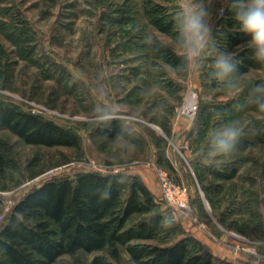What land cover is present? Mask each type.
<instances>
[{"label":"rangeland","instance_id":"374dc122","mask_svg":"<svg viewBox=\"0 0 264 264\" xmlns=\"http://www.w3.org/2000/svg\"><path fill=\"white\" fill-rule=\"evenodd\" d=\"M148 1L178 17L180 0H0V100L71 128L82 144H29L0 128V228L22 197L49 179L88 171L128 178L148 167L156 171L160 190L163 170L187 188L190 202L183 209L161 200L157 211L168 217L167 232L152 242L188 236L174 215L184 210L216 234L249 238L259 254L238 252L264 264V141L251 104L264 63L257 61L235 79L236 89H227L214 75L216 50L234 56L243 48L224 43L230 0H196L211 14L213 40L192 66L179 36L150 21ZM157 46L182 55L185 65L176 69ZM191 104L198 105L194 116L183 111ZM114 119L129 136L107 134ZM230 122L240 135L231 153L216 154L213 134ZM232 167L233 179L215 175ZM122 251L120 261L107 250H80L53 264H91L102 254L114 264H136Z\"/></svg>","mask_w":264,"mask_h":264},{"label":"trees","instance_id":"16d2710c","mask_svg":"<svg viewBox=\"0 0 264 264\" xmlns=\"http://www.w3.org/2000/svg\"><path fill=\"white\" fill-rule=\"evenodd\" d=\"M145 6L156 28L179 36L178 17L160 3L148 1ZM228 14L224 43L243 47L233 56L237 71L232 75L236 79L254 67L257 60L250 37L239 31L231 6ZM155 49L176 69L185 65L182 55L169 47ZM262 83L264 78L253 82L251 104L260 116L255 119V128L264 141V113L257 105L261 94L254 91ZM110 126L109 136H129L121 120H111ZM0 128L8 129L29 144L82 147L79 135L71 128L3 100H0ZM236 174L234 167L215 170V175L224 180L233 179ZM105 194L108 198L102 199ZM159 206L154 193L137 174L123 178L88 171L75 177L49 179L28 191L7 215L0 228V264H53L60 256L80 250H107L120 261L123 248L136 264H216L217 259L190 235L170 244L151 241L167 232L169 220L165 212L157 211ZM136 216L141 218L133 220ZM91 264L114 263L102 254L96 255Z\"/></svg>","mask_w":264,"mask_h":264},{"label":"clouds","instance_id":"9594fccd","mask_svg":"<svg viewBox=\"0 0 264 264\" xmlns=\"http://www.w3.org/2000/svg\"><path fill=\"white\" fill-rule=\"evenodd\" d=\"M230 4L239 31L250 37L249 43L254 49L255 59L264 63V0H230ZM178 7L180 8L177 14L178 39L183 53L192 66L213 40L211 14L196 0H180ZM215 69V77L223 82L227 89L233 90L238 87L232 75L237 71V64L231 53L217 49ZM254 91L261 94L257 98V105L259 111L264 113V83L258 84ZM240 131L235 122H230L216 130L213 134L215 153L221 155L231 153ZM107 198V194L102 197V199Z\"/></svg>","mask_w":264,"mask_h":264},{"label":"crops","instance_id":"0c3cea01","mask_svg":"<svg viewBox=\"0 0 264 264\" xmlns=\"http://www.w3.org/2000/svg\"><path fill=\"white\" fill-rule=\"evenodd\" d=\"M134 174L142 179L161 202V190L156 171L153 168L144 167L136 169ZM189 214L184 210L174 211L175 219L182 223L188 234L201 242L220 264H256L251 257L232 247L230 234H221V232L216 234L200 221V218L197 217V220H194Z\"/></svg>","mask_w":264,"mask_h":264},{"label":"built area","instance_id":"2783aa9c","mask_svg":"<svg viewBox=\"0 0 264 264\" xmlns=\"http://www.w3.org/2000/svg\"><path fill=\"white\" fill-rule=\"evenodd\" d=\"M184 112H187L194 116L197 112L198 105L191 104L185 107ZM158 175L161 183L160 200L167 201L170 205L178 206L183 209L190 208V202L188 197V190L183 185L176 182L166 171L158 170ZM234 237L232 247L236 251H247L251 253H257V250L252 246H249L250 240L246 236H242L235 232H230ZM259 254V253H257Z\"/></svg>","mask_w":264,"mask_h":264}]
</instances>
